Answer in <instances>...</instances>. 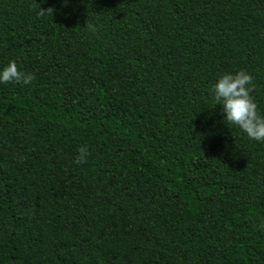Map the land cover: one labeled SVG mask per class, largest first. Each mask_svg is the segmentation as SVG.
Wrapping results in <instances>:
<instances>
[{"label":"trees","instance_id":"16d2710c","mask_svg":"<svg viewBox=\"0 0 264 264\" xmlns=\"http://www.w3.org/2000/svg\"><path fill=\"white\" fill-rule=\"evenodd\" d=\"M10 61L0 264H264V142L211 92L243 69L264 115V0H0Z\"/></svg>","mask_w":264,"mask_h":264},{"label":"clouds","instance_id":"9594fccd","mask_svg":"<svg viewBox=\"0 0 264 264\" xmlns=\"http://www.w3.org/2000/svg\"><path fill=\"white\" fill-rule=\"evenodd\" d=\"M67 6V0H64ZM40 17L53 15L55 9L48 7L41 8L39 4ZM36 6V5H34ZM93 31V26L87 25ZM36 79L35 75L21 71L16 61H10L9 64L0 70V83H23L31 84ZM253 76L245 70H239L235 73H224L219 76L217 82L213 85L211 92L215 104L222 105V111L226 114L224 122L229 125H235L244 132L249 139L264 142V115L258 111V104L252 95L254 91ZM74 160L76 164L86 163L90 155L87 146H81Z\"/></svg>","mask_w":264,"mask_h":264}]
</instances>
